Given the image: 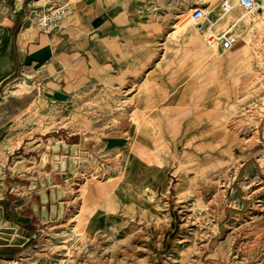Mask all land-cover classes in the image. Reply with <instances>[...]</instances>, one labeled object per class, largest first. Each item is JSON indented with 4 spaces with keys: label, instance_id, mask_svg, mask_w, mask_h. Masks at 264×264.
I'll return each instance as SVG.
<instances>
[{
    "label": "rangeland",
    "instance_id": "374dc122",
    "mask_svg": "<svg viewBox=\"0 0 264 264\" xmlns=\"http://www.w3.org/2000/svg\"><path fill=\"white\" fill-rule=\"evenodd\" d=\"M93 1L88 6L85 0H43L41 9L59 5L67 9V18L52 34L61 32L72 45L82 41L94 47L96 18L72 21L75 13H95L98 6ZM131 2L99 0L98 5L127 12ZM221 2L146 0L137 7L148 28L140 35L139 52L143 53V43L149 44L150 59L137 57L133 63L114 64L110 57V64L95 69L86 87L60 104L39 97L10 116L8 145L10 150L20 147L11 159V172L23 177L28 186L35 176L54 175V187L63 190L68 181L71 209L62 219H54L60 221L40 232L31 245L4 257L0 264H264V0H257L259 8L250 14L232 0L233 12L220 18L217 29L238 23L234 30L239 43L230 51L207 46L204 34L197 32L190 19L191 11L199 6L213 8V18L218 19ZM38 12L28 20L35 32ZM185 25L195 32L194 37L184 33ZM195 39L201 49L198 58L191 59L183 49ZM119 56L125 54L119 51ZM210 64L213 68L207 70ZM166 73L183 74L187 79L214 75L215 103L178 106L173 113L166 104L168 98H163L140 113V96L149 94ZM157 117L162 119L160 124ZM150 121L151 126H161L152 136L169 171L170 192L145 193L134 214L117 215V223L111 219L108 225L87 233L91 219L85 208L86 184L114 183L126 174L120 157L107 156L101 142L116 135L129 136L136 131L135 125ZM83 134L88 137L84 147ZM212 135H217V145H200L196 140ZM222 142L230 145L223 148ZM57 143L79 147L77 166L66 176L51 171ZM214 148L223 155L211 162L207 157ZM98 154L105 159L99 160ZM226 155L234 159L226 161ZM59 156V164L70 159V154L60 152ZM42 157L47 158L46 169L39 168ZM49 170L48 176L41 174ZM2 232L8 231L0 220Z\"/></svg>",
    "mask_w": 264,
    "mask_h": 264
},
{
    "label": "crops",
    "instance_id": "0c3cea01",
    "mask_svg": "<svg viewBox=\"0 0 264 264\" xmlns=\"http://www.w3.org/2000/svg\"><path fill=\"white\" fill-rule=\"evenodd\" d=\"M42 1L0 0V4L8 7L15 15L11 24H8L9 16L0 12V220L8 231L0 233V260L17 255L31 245L40 232L60 221L38 218L32 209V204L40 201V195H49L52 187L30 191L28 182H24L23 177L11 172V159H14L13 155L19 152L20 147L15 150L9 148L7 120L32 99L44 97L56 100L60 104L67 96L86 87L92 81L95 69L97 71L110 64L108 60L110 57L114 64H127L133 63L137 57L148 60L152 54L149 44L145 43H143V53L139 52L140 35L146 34L148 28L146 20H143L144 16L139 15L137 7H142V3L146 0H132L127 12L117 8L104 9L99 7V0H95L98 6L95 13L89 15L75 13L73 22H79L80 17L84 16L96 18L92 32L99 39L95 40L94 47L91 44L84 46L85 42L82 41L72 45L68 37L61 32L53 35L31 29L28 20L35 10H43ZM85 2L90 6L94 1L85 0ZM184 33L194 37L195 32L189 26ZM172 35L173 32L167 37ZM191 42L183 50L189 51L188 57L195 59L199 56L197 51L201 46L196 39ZM119 51L125 54L123 58L120 56L117 58ZM123 59L126 61L123 62ZM212 68L213 65L210 64L206 69L212 70ZM129 81L134 79L129 78ZM214 81L212 74L187 79L183 74L166 73L155 81L149 94L140 96L141 101L137 110L140 113L146 112L150 105L159 104L163 98H168L166 104H170V111L173 113L178 106L213 105L215 103L213 92L216 88ZM160 120L162 119H157L159 121L157 124H160ZM137 127L141 129L138 130ZM137 127L134 126L136 131L129 136L116 135L101 142L107 156L120 157L126 174L118 182L100 185L98 182L89 181L86 184L88 205L85 208L87 216L91 219L87 231L89 234L92 233L93 227L108 225L111 219L117 223L120 219L117 215L126 214L125 212L128 216L134 214L137 208H141L138 203H141L145 193L149 195V193L170 192L169 171L157 152V142L152 136L153 130L160 129L161 126H151L150 121ZM217 138V135H212L196 140L200 145H213L217 143ZM220 144L223 148L226 144L230 145L226 142ZM79 145L81 154V144ZM222 155V153L217 154L214 148L209 151L207 158L208 161L215 162ZM226 157H228L226 161L234 159L231 155ZM80 158L81 155L79 160ZM98 158L105 159L99 154ZM41 174L48 176L50 170L42 171ZM60 183L58 185H61ZM70 186L71 184L63 186L67 196L60 202L66 205V216L71 209V194L68 190ZM137 195L142 197L138 196V199ZM76 218L77 215H74L71 219L74 222Z\"/></svg>",
    "mask_w": 264,
    "mask_h": 264
},
{
    "label": "built area",
    "instance_id": "2783aa9c",
    "mask_svg": "<svg viewBox=\"0 0 264 264\" xmlns=\"http://www.w3.org/2000/svg\"><path fill=\"white\" fill-rule=\"evenodd\" d=\"M243 11L247 14L253 13L259 8L257 0H236ZM234 10L232 0H222L220 3L219 14L216 20L213 18V8L209 6H199L191 11L190 19L194 23L197 32L204 34L205 42L211 49L221 51H230L239 43V36L234 28L238 23L226 29H217L216 25L224 18L230 15ZM67 18V9L59 5L52 8L41 10L35 15V25L37 29L44 33H52L60 27Z\"/></svg>",
    "mask_w": 264,
    "mask_h": 264
},
{
    "label": "water",
    "instance_id": "95a60500",
    "mask_svg": "<svg viewBox=\"0 0 264 264\" xmlns=\"http://www.w3.org/2000/svg\"><path fill=\"white\" fill-rule=\"evenodd\" d=\"M0 12H3L5 16H9L8 24H11L15 15L10 12V9L0 4ZM50 144L52 145L51 141ZM48 151H50V149H48ZM53 151V159L55 163L51 166L52 173L61 171L62 175L66 176L68 170H73L77 166V157L79 155V147L77 144L70 145L57 143L54 145ZM60 152L63 154H70V159H63L61 164H59L58 162L61 161V157L59 156ZM47 167V158L42 157L39 163V168L46 169ZM33 180V183L29 186L30 190L52 186L49 195L41 194L40 201L32 204V209L35 215L43 220H48L49 218L53 220L57 218L62 219L64 217L65 205L64 203L59 204V201L61 202L66 197V193L63 188L54 187L57 183V178L54 175H49L47 178L44 176H35Z\"/></svg>",
    "mask_w": 264,
    "mask_h": 264
},
{
    "label": "bare ground",
    "instance_id": "6f19581e",
    "mask_svg": "<svg viewBox=\"0 0 264 264\" xmlns=\"http://www.w3.org/2000/svg\"><path fill=\"white\" fill-rule=\"evenodd\" d=\"M187 27H189V26H184L183 27V29L185 30V29H187ZM82 141H83V144H82V147H84L85 145H86V143H87V141H88V138H87V136L85 135V134H83V137H82ZM68 181H66V183H67ZM65 183V184H66Z\"/></svg>",
    "mask_w": 264,
    "mask_h": 264
}]
</instances>
